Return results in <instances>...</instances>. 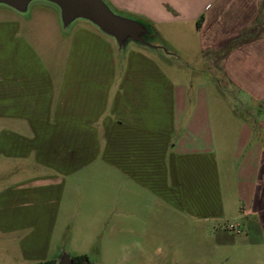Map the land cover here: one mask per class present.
<instances>
[{"label": "crops", "instance_id": "crops-1", "mask_svg": "<svg viewBox=\"0 0 264 264\" xmlns=\"http://www.w3.org/2000/svg\"><path fill=\"white\" fill-rule=\"evenodd\" d=\"M112 1L159 26L194 30L201 53L221 51V71L253 115L231 134L216 131L204 85L170 81L138 50L118 66L112 43L87 26L72 30L61 67L34 54L0 57V239H13L18 264L55 259L59 214L64 224L90 217L92 230H111L143 200L212 220L226 215L230 188L232 204L264 229V0ZM7 24L0 47L22 40ZM236 36L243 41L228 48ZM222 162L234 164L224 183ZM122 186L132 193L126 206Z\"/></svg>", "mask_w": 264, "mask_h": 264}, {"label": "rangeland", "instance_id": "rangeland-1", "mask_svg": "<svg viewBox=\"0 0 264 264\" xmlns=\"http://www.w3.org/2000/svg\"><path fill=\"white\" fill-rule=\"evenodd\" d=\"M108 1L117 11L131 13L148 22L154 29V43L171 52L167 55L161 49L152 50L132 42L119 52L113 40L102 35L112 43L118 66L125 64L131 50L144 52L164 68L170 81L190 86L204 85L216 131L223 127L231 134L237 130L241 119L250 122L253 105L243 107L239 103L236 89L226 81L221 71V51L201 53L202 42L194 30L171 24L159 26L112 0ZM1 21L10 23L6 25L7 32L9 28L12 35L14 31H19L17 36L23 40H18L16 36L6 39L0 47L3 51L1 58L15 63L20 57L30 61L34 54L33 57L49 67L67 64L68 39L72 30L79 26L95 30L85 21H77L69 30H62L56 9L42 3H34L27 15L0 7ZM228 137L230 141L232 136ZM231 164L233 162L226 166L222 162L220 172L225 175L223 183L224 180L229 181ZM229 193L231 202H227L226 215L212 220H194L186 213L172 212L165 205L163 209L155 205L146 209L144 207L148 202L144 200L142 207L139 204L137 216L132 218L118 214L114 218L116 228L111 230H92V223H88L92 220L90 217L84 220L81 217L80 221H77L78 218H67L64 224V215L59 214L55 222L54 242L61 243L60 249L64 247L72 255L87 252L94 264H264V229L254 216L243 214L242 203L232 204L230 188ZM75 194L84 195V191H75ZM128 195L132 196V193L126 186L117 188L118 201L124 206ZM105 220L108 221L107 218ZM18 256V248L12 238L0 239V264H18Z\"/></svg>", "mask_w": 264, "mask_h": 264}, {"label": "water", "instance_id": "water-1", "mask_svg": "<svg viewBox=\"0 0 264 264\" xmlns=\"http://www.w3.org/2000/svg\"><path fill=\"white\" fill-rule=\"evenodd\" d=\"M34 3L54 7L64 31L69 30L77 21L88 22L102 35L113 40L116 51L125 50L132 42L152 50L161 49L165 54L171 55L164 46L154 43V29L148 22L117 11L108 0H0V7L27 15ZM54 260V264H74L72 255L64 247L59 250Z\"/></svg>", "mask_w": 264, "mask_h": 264}, {"label": "trees", "instance_id": "trees-1", "mask_svg": "<svg viewBox=\"0 0 264 264\" xmlns=\"http://www.w3.org/2000/svg\"><path fill=\"white\" fill-rule=\"evenodd\" d=\"M243 41L242 36H236L234 38H232L229 42H228V48L233 47L234 45H236L237 43H240ZM87 255L86 254H77V255H73L72 258H74L76 260V263L78 264H87ZM54 259H47V260H43L40 262H37L36 264H54Z\"/></svg>", "mask_w": 264, "mask_h": 264}, {"label": "flooded vegetation", "instance_id": "flooded-vegetation-1", "mask_svg": "<svg viewBox=\"0 0 264 264\" xmlns=\"http://www.w3.org/2000/svg\"><path fill=\"white\" fill-rule=\"evenodd\" d=\"M82 254H86L87 256H88V254L87 253H82ZM72 255V254H71ZM73 255H77V254H73ZM73 255H72V257H73ZM87 264H89L91 261H90V258H89V256L87 257ZM73 263L74 264H78V263H76V260L73 258ZM36 264V263H35Z\"/></svg>", "mask_w": 264, "mask_h": 264}]
</instances>
